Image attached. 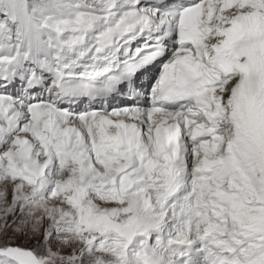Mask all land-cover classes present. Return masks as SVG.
<instances>
[{
  "label": "snow or ice",
  "instance_id": "6c2138e0",
  "mask_svg": "<svg viewBox=\"0 0 264 264\" xmlns=\"http://www.w3.org/2000/svg\"><path fill=\"white\" fill-rule=\"evenodd\" d=\"M0 264H264V0H0Z\"/></svg>",
  "mask_w": 264,
  "mask_h": 264
},
{
  "label": "rangeland",
  "instance_id": "374dc122",
  "mask_svg": "<svg viewBox=\"0 0 264 264\" xmlns=\"http://www.w3.org/2000/svg\"><path fill=\"white\" fill-rule=\"evenodd\" d=\"M20 243H24V241H23V240H21V241H20Z\"/></svg>",
  "mask_w": 264,
  "mask_h": 264
}]
</instances>
